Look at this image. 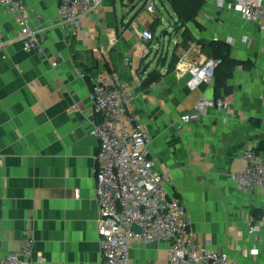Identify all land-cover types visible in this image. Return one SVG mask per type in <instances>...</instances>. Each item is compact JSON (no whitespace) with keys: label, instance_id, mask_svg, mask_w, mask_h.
I'll use <instances>...</instances> for the list:
<instances>
[{"label":"crops","instance_id":"1","mask_svg":"<svg viewBox=\"0 0 264 264\" xmlns=\"http://www.w3.org/2000/svg\"><path fill=\"white\" fill-rule=\"evenodd\" d=\"M23 1L43 53L23 50L16 21L0 7V264L20 250L28 229L34 258L45 264H102L99 141L91 135L102 116L91 90L98 74L112 72L132 97L128 114L151 137L169 195L188 211L193 243L236 264H264V243L247 226L264 212V193H241L233 182L249 149L264 153L260 27L242 18L234 0H205L200 28L188 27L194 40L184 49L185 29L167 0H157L154 15L144 0H104L79 30L60 23L59 0ZM144 31L153 42L142 38ZM215 41L227 43L230 57L250 69H235L226 82L231 92L220 82L191 91L189 70L214 59ZM203 98H225L231 107L182 122ZM170 246L136 245L132 264H170Z\"/></svg>","mask_w":264,"mask_h":264},{"label":"built area","instance_id":"2","mask_svg":"<svg viewBox=\"0 0 264 264\" xmlns=\"http://www.w3.org/2000/svg\"><path fill=\"white\" fill-rule=\"evenodd\" d=\"M103 1L59 0V21L79 30ZM234 1L242 18L264 32V0ZM144 4L149 14L156 13L157 0H144ZM0 7L16 21L17 39L23 50L42 54L40 32L30 27L32 11L25 2L0 0ZM142 38L154 41L150 31H144ZM219 64L218 60L209 59L193 65L188 88L195 91L202 84L213 83ZM91 100L94 111L102 116L91 132L99 141L94 174L102 264H132L131 251L136 245L170 242V264H236L226 253L193 243L188 211L178 198L169 195L167 175L158 170L152 158L151 137L128 114L132 97L119 87L118 73L98 74L92 84ZM230 107L225 98H203L181 120L190 124L199 121L206 110L225 112ZM243 160L244 169L233 176L235 188L245 194L264 193V153L249 149ZM247 226L248 235H259L264 243V212ZM34 245L32 231L25 230L20 250L7 255L2 264H45L43 258H34Z\"/></svg>","mask_w":264,"mask_h":264},{"label":"trees","instance_id":"3","mask_svg":"<svg viewBox=\"0 0 264 264\" xmlns=\"http://www.w3.org/2000/svg\"><path fill=\"white\" fill-rule=\"evenodd\" d=\"M170 4L173 12L177 16V27L185 29L183 34L184 49H188L190 42L194 40L188 27L194 25L200 28L198 24V16L205 5V0H167ZM159 27V19L151 26V29L156 32ZM209 46L214 50V59L219 61V66L216 70V77L219 78V82L225 87L227 92H231V88L226 85V82L232 78L233 73L239 66H244L246 70L250 69V66L243 64V62L234 60L230 57V46L222 41L210 42ZM220 88V87H219ZM219 90V89H218ZM218 96V95H217ZM219 99V98H218ZM216 99V100H218ZM221 99V98H220ZM259 152H262L259 150Z\"/></svg>","mask_w":264,"mask_h":264},{"label":"water","instance_id":"4","mask_svg":"<svg viewBox=\"0 0 264 264\" xmlns=\"http://www.w3.org/2000/svg\"><path fill=\"white\" fill-rule=\"evenodd\" d=\"M214 86L216 88H219L220 87V83H219V78L218 77H215V79H214Z\"/></svg>","mask_w":264,"mask_h":264},{"label":"rangeland","instance_id":"5","mask_svg":"<svg viewBox=\"0 0 264 264\" xmlns=\"http://www.w3.org/2000/svg\"><path fill=\"white\" fill-rule=\"evenodd\" d=\"M160 34V33H159Z\"/></svg>","mask_w":264,"mask_h":264}]
</instances>
